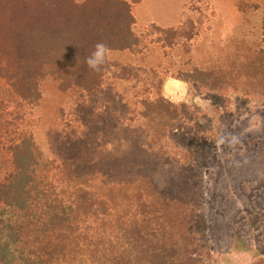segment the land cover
<instances>
[{"label": "trees", "instance_id": "16d2710c", "mask_svg": "<svg viewBox=\"0 0 264 264\" xmlns=\"http://www.w3.org/2000/svg\"><path fill=\"white\" fill-rule=\"evenodd\" d=\"M137 1L0 0V85L11 96L0 124V264H215L193 222L195 202L178 189L181 181L174 193L147 177L132 185H94L75 175L73 160L45 158L34 141L46 77L71 108H88V97L108 90L125 95L131 109L123 119L139 125L168 163L181 157L171 145L179 135L187 144L195 136V146L181 149L188 159L201 143L211 154L215 141L206 145L198 137L203 126L193 105L163 96L166 77L214 97L264 103V35L261 46L242 57L234 52L200 66L192 63L189 44L212 21V11L184 17L182 8L176 27L150 24L136 32ZM98 42L137 61L107 59L101 72H92L85 60ZM178 49L185 59L175 70L170 61L150 62L151 54L162 59ZM243 214L251 227L261 226L257 213ZM254 254L256 264H264V255Z\"/></svg>", "mask_w": 264, "mask_h": 264}, {"label": "rangeland", "instance_id": "374dc122", "mask_svg": "<svg viewBox=\"0 0 264 264\" xmlns=\"http://www.w3.org/2000/svg\"><path fill=\"white\" fill-rule=\"evenodd\" d=\"M232 1L239 12L236 21H230V16L228 21L221 17L226 14V0H190L183 5L184 17L209 16L211 11L213 16L212 21L203 24L202 29H206L189 44L193 64L208 66L230 59L234 52L242 57L247 48L261 46L264 0ZM145 2L147 18L163 26L175 24L178 0ZM216 4L219 9L214 8ZM118 52H110L108 59L115 60ZM149 59L163 66L170 61L175 70L185 56L178 49L162 59L157 54H151ZM170 78L166 77L165 82ZM173 89L176 95L162 88L163 96L174 103L193 105L194 119H199L203 126L198 137L206 145L210 140L215 141L211 154L201 143L200 150H191L196 152L191 158L182 157L181 149L193 147L196 142H193L195 136H191L192 142L187 144L186 136L179 135L172 139L171 145L180 159L161 162L149 146L144 130L123 119L131 109L125 95L108 90L104 95L88 97V108L81 105L71 108L69 97L58 91L50 77L42 82V99L36 109L39 121L33 132L35 144L45 158L73 160L75 175L94 185H132L140 177H147L166 193L179 189L195 202L193 222L203 243L213 251L215 264H233L234 254L243 252L252 256L256 252L261 257L264 255V103L234 94L214 97L193 86L186 91L178 86ZM10 100L8 90L0 85V124L3 107ZM223 123V128L217 127ZM246 210L260 216V227L248 224V217L243 214Z\"/></svg>", "mask_w": 264, "mask_h": 264}, {"label": "crops", "instance_id": "0c3cea01", "mask_svg": "<svg viewBox=\"0 0 264 264\" xmlns=\"http://www.w3.org/2000/svg\"><path fill=\"white\" fill-rule=\"evenodd\" d=\"M190 0H178L177 2V6L175 7L174 10V15H175V24L173 26H163L162 24H160L159 22H157L156 20H152L151 18H147L146 13L148 12L146 9L147 3L145 2V0H138L132 8V12H133V16H134V21H135V31L136 32H141L144 30V28L150 24H154L160 28H174L178 25L179 23V19H180V11L183 8V5L188 2ZM227 5L225 6L226 8V14L223 15L222 14V19L223 20H229L228 16H230V21H236V19L239 16V12L234 4V1L232 0H226ZM146 4V5H145ZM214 8H218V4H216L214 6ZM226 16V17H225ZM140 28L139 30L136 28ZM115 56V55H114ZM115 61L120 60L121 63H135L137 61L136 57L133 56L131 53H129L128 51H120L118 52V55H116L114 57ZM117 59V60H116ZM175 79L170 78L169 80H166V82H164L163 87L164 90H168V92H171L172 95H176V86L181 87L180 85H177L175 83ZM168 88V89H167ZM171 95V97H172Z\"/></svg>", "mask_w": 264, "mask_h": 264}, {"label": "clouds", "instance_id": "9594fccd", "mask_svg": "<svg viewBox=\"0 0 264 264\" xmlns=\"http://www.w3.org/2000/svg\"><path fill=\"white\" fill-rule=\"evenodd\" d=\"M110 51L111 50L105 43L98 42L94 46L93 51L86 57L85 63L88 69L92 72H101L107 62ZM175 83L180 85L185 91L188 88V85L183 81L176 80ZM240 257H243L244 259L241 260ZM233 264H256V262L251 254L243 252L234 254Z\"/></svg>", "mask_w": 264, "mask_h": 264}]
</instances>
